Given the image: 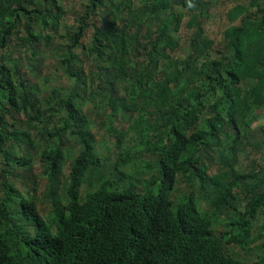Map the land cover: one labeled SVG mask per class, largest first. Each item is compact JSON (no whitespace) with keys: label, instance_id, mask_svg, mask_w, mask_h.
<instances>
[{"label":"trees","instance_id":"obj_1","mask_svg":"<svg viewBox=\"0 0 264 264\" xmlns=\"http://www.w3.org/2000/svg\"><path fill=\"white\" fill-rule=\"evenodd\" d=\"M69 1L0 0V264H264V0Z\"/></svg>","mask_w":264,"mask_h":264},{"label":"rangeland","instance_id":"obj_2","mask_svg":"<svg viewBox=\"0 0 264 264\" xmlns=\"http://www.w3.org/2000/svg\"><path fill=\"white\" fill-rule=\"evenodd\" d=\"M69 2L70 5H72V7L74 6L75 11L80 12L83 10V4L85 3L84 0H70ZM235 2L236 0H218L216 2V4L212 7L211 14L205 20L204 26L207 37H210L211 39H214L217 42L221 40L222 33L224 29L228 26V21L226 19V12L234 5ZM63 21L66 22L65 19ZM67 25L70 27L69 30L73 31L75 29V26H70L73 25V23H67ZM184 30H185L184 27H182L181 31L177 33V36L181 39L180 42L183 41V45L185 42V35H186ZM91 33H92V29L89 30L88 37L84 39L82 43H86L89 41ZM58 42H60V40H58ZM45 51L48 57L46 59L40 57L41 59L40 67L42 68L41 69L42 74L40 75V77H38L36 81L38 86L43 90L41 92L44 93L50 92L51 90H53L54 87H62L64 85H68L66 76H64V74H62L61 72L62 64L60 63V58L58 59L56 58L58 54L56 52L55 45L53 47L48 48ZM175 55L180 57L184 56V54L181 51H178ZM41 97L43 96L41 95ZM258 123H264V117L261 120L255 121L253 126L256 129L258 128L257 127ZM93 133L95 134L96 140L100 142V144H102L104 147L105 143L108 141L107 136L103 135V132L99 131L97 127L93 130ZM242 159L246 160L244 156L242 157ZM34 168H36L35 174H39L38 166ZM68 168L69 167H66L65 170H67ZM16 186L18 188H21V185L19 184H16ZM42 191H43V186L41 185V189L37 193L39 198L41 196ZM261 222L264 223V217L262 218ZM259 227H262V224H260Z\"/></svg>","mask_w":264,"mask_h":264}]
</instances>
